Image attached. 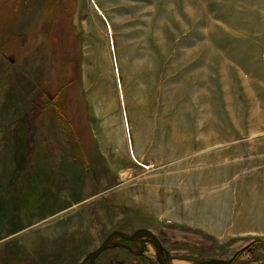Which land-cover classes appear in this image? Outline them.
<instances>
[{
	"label": "rangeland",
	"instance_id": "obj_1",
	"mask_svg": "<svg viewBox=\"0 0 264 264\" xmlns=\"http://www.w3.org/2000/svg\"><path fill=\"white\" fill-rule=\"evenodd\" d=\"M139 228L264 264V0H0V264ZM95 264L158 263L115 237Z\"/></svg>",
	"mask_w": 264,
	"mask_h": 264
},
{
	"label": "water",
	"instance_id": "obj_2",
	"mask_svg": "<svg viewBox=\"0 0 264 264\" xmlns=\"http://www.w3.org/2000/svg\"><path fill=\"white\" fill-rule=\"evenodd\" d=\"M115 237H119L120 239L126 240V241H135L141 237H147L150 239L154 250H155V259L158 264H170L168 263L161 252V245L159 239L153 234V232L147 228H139L136 229L132 234L126 235L123 232L119 230H114L111 233H109L106 238L103 240V242L91 253L88 255V264H95L96 259L99 257V255L108 247H110V243ZM193 264H235L232 262V260H226L221 258H210L207 260H202Z\"/></svg>",
	"mask_w": 264,
	"mask_h": 264
},
{
	"label": "bare ground",
	"instance_id": "obj_3",
	"mask_svg": "<svg viewBox=\"0 0 264 264\" xmlns=\"http://www.w3.org/2000/svg\"><path fill=\"white\" fill-rule=\"evenodd\" d=\"M95 6V8H96V10L98 11V13L99 14H101L102 16H103V14H102V12H101V10L96 6V5H94ZM108 29H110V27L108 28ZM109 45H110V47H114V42H113V39H112V37L110 38V43H109ZM115 55H114V53L112 54V57H114ZM114 68H115V66H114ZM116 70H118V69H116ZM117 72V71H116ZM122 96V93L120 94V97ZM130 156H131V158L137 163V164H139L140 166H142V167H147V165L146 164H144L143 162H141L138 158H137V156H135L134 154H131L130 153Z\"/></svg>",
	"mask_w": 264,
	"mask_h": 264
}]
</instances>
